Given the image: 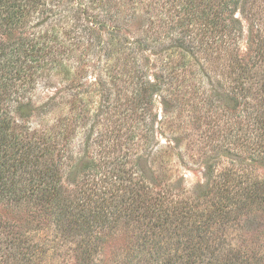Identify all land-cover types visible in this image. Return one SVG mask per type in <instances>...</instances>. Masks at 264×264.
I'll return each mask as SVG.
<instances>
[{"label": "trees", "instance_id": "16d2710c", "mask_svg": "<svg viewBox=\"0 0 264 264\" xmlns=\"http://www.w3.org/2000/svg\"><path fill=\"white\" fill-rule=\"evenodd\" d=\"M174 1L166 29L156 3L155 10L145 11L150 24L135 51L148 41L158 45L163 31L168 50L179 52L183 81L198 71L210 85L214 74L217 86L226 90L221 77L227 71L231 85L225 92L232 107L217 105L214 94L206 99L227 125L242 119L243 95L254 90L258 101L249 114L256 126L251 145L264 148V0ZM65 3L70 0H0V264H99L107 249V264H264L251 242L240 247L227 238L246 229L248 215L264 211V180L243 179L233 169L214 176L210 168L208 184L196 196L162 185L161 178L150 180L139 169L142 157L137 164L130 161L129 168L115 159L94 161L92 134L89 142L73 148L74 131H67L63 118L53 117L48 125L62 100L55 94L37 104L39 82L62 77L82 93L77 80L85 71L78 66L73 73L65 57L85 43L81 29L94 31L93 19L79 26V16L72 19L62 11ZM242 3L249 5L251 17L244 49L236 14ZM113 36L125 50L137 43ZM95 46L84 44L81 53ZM109 46L113 50L115 45ZM193 87L192 96L198 97ZM34 119L45 127H37ZM245 131L248 127L241 125L240 132Z\"/></svg>", "mask_w": 264, "mask_h": 264}, {"label": "rangeland", "instance_id": "374dc122", "mask_svg": "<svg viewBox=\"0 0 264 264\" xmlns=\"http://www.w3.org/2000/svg\"><path fill=\"white\" fill-rule=\"evenodd\" d=\"M155 3L166 29L174 14L171 11L176 4L174 0H70L69 4L65 3L62 11L72 19L79 16V26L94 20V31L81 30L91 39L89 42L87 37L83 40L86 47L93 43L96 46L92 51L81 53L84 44L80 43L74 54L65 57L73 73L79 71L78 66L85 71L82 79L80 74L77 80L83 83L82 93L69 88L71 83L65 78L62 80V77L39 82L37 104L55 94L62 100L60 109L46 122L51 125L52 118L56 116L66 120L69 124L67 131H74L71 146L75 149L83 141L89 142L88 135L92 134L94 161L104 163L115 159L129 168L132 165L130 161L137 164L142 157L139 169L150 180L155 179L156 182L157 178H161L162 185L167 183L196 196L205 190L210 168L214 176L233 169L231 171H237L243 179L264 180V148L259 150L251 145L256 126L253 116L249 119V114L251 104L258 101L254 99L256 92L251 90V96L243 95L240 106L242 119L231 120L227 125L226 117L218 112L219 109L208 106L206 100L208 95L214 94L217 105L232 107L225 92L230 90L231 85L227 71L221 77L226 90L217 86L214 74L210 85L207 78L198 76V71H195L194 79L187 77V81H183L178 67L179 52L168 50L171 48L170 41L164 38L166 34L163 31L157 35L163 42L156 45L148 41L135 51L139 48L138 38L145 35L150 24L146 12L150 7L155 10ZM240 6L236 14L244 30V49L251 17L247 14L249 5L242 3ZM254 8L251 10L253 14ZM260 8H264V2ZM76 10L79 15L75 14ZM134 18L133 23L127 24V19ZM113 34L131 38L132 43L137 42L129 45L134 49L126 47L125 50L123 43L112 41ZM110 44L115 45L113 50ZM117 46L124 49L116 52ZM223 57L224 64L226 57ZM191 62L193 64L191 60L186 61L187 65ZM214 70L212 68L211 73ZM193 86L199 89L198 97L192 96ZM77 115L78 121L74 125L71 121ZM32 122L37 127H45L46 124L37 119ZM241 125L248 127L245 134L240 132ZM252 156L258 159L254 160ZM72 177L73 174L66 176V181ZM246 220L249 223L246 229L240 227L235 236L227 238L234 239L240 247L245 241L251 242V249L260 259L264 256V211H255ZM109 253L107 249L99 264L108 263Z\"/></svg>", "mask_w": 264, "mask_h": 264}]
</instances>
